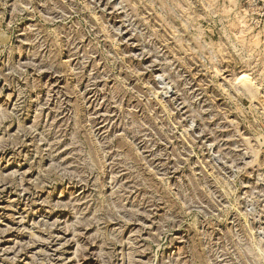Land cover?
Returning <instances> with one entry per match:
<instances>
[{
  "label": "rangeland",
  "instance_id": "1",
  "mask_svg": "<svg viewBox=\"0 0 264 264\" xmlns=\"http://www.w3.org/2000/svg\"><path fill=\"white\" fill-rule=\"evenodd\" d=\"M0 264H264V0H0Z\"/></svg>",
  "mask_w": 264,
  "mask_h": 264
},
{
  "label": "bare ground",
  "instance_id": "2",
  "mask_svg": "<svg viewBox=\"0 0 264 264\" xmlns=\"http://www.w3.org/2000/svg\"><path fill=\"white\" fill-rule=\"evenodd\" d=\"M246 79V78H245ZM240 81H242L241 79H240Z\"/></svg>",
  "mask_w": 264,
  "mask_h": 264
}]
</instances>
